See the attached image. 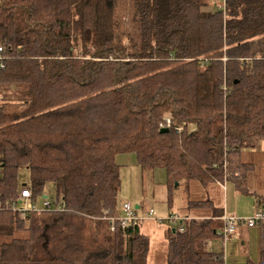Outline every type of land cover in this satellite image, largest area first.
Segmentation results:
<instances>
[{
	"label": "trees",
	"instance_id": "16d2710c",
	"mask_svg": "<svg viewBox=\"0 0 264 264\" xmlns=\"http://www.w3.org/2000/svg\"><path fill=\"white\" fill-rule=\"evenodd\" d=\"M218 3L130 0L125 22L118 0H0V264H148L142 222L119 221L121 155L165 172L169 204L227 182L264 212V0ZM22 169L64 210H11ZM188 207L209 208L167 229L166 264H226L224 209Z\"/></svg>",
	"mask_w": 264,
	"mask_h": 264
},
{
	"label": "rangeland",
	"instance_id": "374dc122",
	"mask_svg": "<svg viewBox=\"0 0 264 264\" xmlns=\"http://www.w3.org/2000/svg\"><path fill=\"white\" fill-rule=\"evenodd\" d=\"M206 11H214L217 9L215 0H205ZM119 11L123 16L125 22H127V17L130 9V0H118ZM236 157L235 162H238ZM245 155L242 159H246ZM117 163L121 166V190L119 194V205L125 202H130L135 208L136 206L143 205L145 208L142 211L139 210L138 216L144 220L145 225L156 224L155 221L148 219V212L150 210L154 211V216L157 218H168L170 216L176 217L179 214L187 213H200L199 209H188L183 207V201L187 203V199L205 201L211 199L216 205H224L226 212L230 215L233 214H243L245 210L251 208V199H247L245 196H240L236 193L235 188L227 182L223 185H211L209 188H203L198 182H191L190 191L185 189V185H181L174 193L173 205L168 207L165 201L166 196V174L162 170L147 171L143 172L138 165L134 155H121L117 157ZM233 169L235 170V165L233 163ZM234 177V176H233ZM20 184L28 186L29 184V174L27 169H22L20 171ZM216 188H215V187ZM213 187V188H212ZM211 188V189H210ZM254 191V189H251ZM255 191L260 193L257 182L255 184ZM44 197L48 200L53 201L56 198L55 188L53 184H48L44 190ZM43 200L40 198L38 203L40 204ZM209 207L202 208V211H207ZM182 210V211H181ZM161 225V226H160ZM159 228L167 230L174 226L173 223L169 221H164L162 224L158 225ZM254 232H258L255 230ZM160 230H156L154 234L150 235L152 247L149 253L148 264H166V240H163V235H160ZM259 233V232H258ZM156 235V236H153ZM17 237V236H15ZM260 236L257 234L250 238L249 249L246 248L248 252H243L238 248V251L234 252L232 261L235 264H246L248 260L254 263L260 261ZM12 237H0V245L2 243L8 242ZM153 243V244H152ZM225 246V245H224Z\"/></svg>",
	"mask_w": 264,
	"mask_h": 264
},
{
	"label": "built area",
	"instance_id": "2783aa9c",
	"mask_svg": "<svg viewBox=\"0 0 264 264\" xmlns=\"http://www.w3.org/2000/svg\"><path fill=\"white\" fill-rule=\"evenodd\" d=\"M218 8L224 9V0H218ZM3 48L0 47V61L4 59L2 56ZM0 68L3 69L4 65L0 63ZM2 97L0 96V100ZM171 126V118L167 117L164 120V123L161 124L163 128H169ZM9 208L13 211H17L22 218L27 217L30 212H42L46 210L53 211H63L64 210V202L62 199L55 198L53 201L44 198L43 201L39 204L38 202H34L32 199V192L28 186H24L18 195V200L16 202H12L8 205ZM122 216L119 218V221L123 227H130L132 225H137L144 220L138 216V213L135 208H133L130 202H125L122 206ZM148 219L155 221L157 224H162L164 221H169L174 225L179 224L186 217L180 216H169L168 218H157L154 216V211L150 210L148 212ZM224 227L222 230V237L225 242L231 240V238L238 232V230L245 229H253L257 227H264V212L262 210H257L251 216H236L230 214H224L222 217ZM111 230H114V227H111Z\"/></svg>",
	"mask_w": 264,
	"mask_h": 264
},
{
	"label": "crops",
	"instance_id": "0c3cea01",
	"mask_svg": "<svg viewBox=\"0 0 264 264\" xmlns=\"http://www.w3.org/2000/svg\"><path fill=\"white\" fill-rule=\"evenodd\" d=\"M256 155H257V158H255V156L253 158L252 152H249L246 155L247 158L244 159V160H248L249 161V160L254 159V160H256L255 162L258 164V166H260L261 159H260V157H259L258 154H256ZM237 160L240 162L242 160V158L240 157ZM230 184L235 188V191H236L237 194H239L240 196H243V195H241L236 190V187L232 183H230ZM165 189H166L165 201H166V204L168 205V207H171L173 205V203L172 204H169L168 203V201H167V198H168V190H167V187H165ZM258 194H260V193H258ZM245 197H247V199H251L252 200L251 201L252 202L251 203V208H248L247 210H245L243 214H233V215H236V216H251V215H253L259 209V206H258V203H257V195L256 196H252V195L249 196V195H247ZM188 199H187V203H185L183 201V203H184L183 204V207H187L189 209V207H188ZM219 206H220V208H223L224 209V214H228L226 212V209H225L224 205H219ZM144 208L145 207L143 205H140V206H136L135 207L136 211H139V210H142L143 211ZM196 209H198V208H196ZM144 211H146V210H144ZM199 212L200 213H198V214L197 213L196 214L195 213H191V212H189V214H187V213L182 212L183 214H179V216L180 217H186V218H202V217H206L207 216L205 210L202 211L201 209H199ZM170 215H172V214H169V216ZM158 225L159 224H157V223L156 224H154V223L152 224L151 223L149 225H145L144 221L142 222L141 231H142L143 234H145L146 236L149 237V239H150V247H152V245H151V239H152L151 237L152 236H150V235L154 234V232L156 230L157 231L160 230V233L159 234L160 235H163V238H164L163 240H166L165 234H166V231L167 230H163L162 231L159 228ZM223 227H224V223H222V227H221L222 230H223ZM255 230H257L259 233L258 232H254ZM257 234L260 236V238H259V244H260V254H261V251L264 248V227H257V228H253V229H245V228H242V229L238 230V232L231 238V240L225 242V247H224L225 248L224 249V251H225V263L226 264H235V262L232 261V257L231 256L234 255V252L235 251H238V248L239 247H240V250L243 251L244 253L245 252H248L246 250V248L249 249L250 238L256 236ZM153 236H156V235H153ZM150 250H151V248H150Z\"/></svg>",
	"mask_w": 264,
	"mask_h": 264
},
{
	"label": "water",
	"instance_id": "95a60500",
	"mask_svg": "<svg viewBox=\"0 0 264 264\" xmlns=\"http://www.w3.org/2000/svg\"><path fill=\"white\" fill-rule=\"evenodd\" d=\"M169 131V129H167V128H163V129H161V133H166V132H168ZM44 198H46V197H44Z\"/></svg>",
	"mask_w": 264,
	"mask_h": 264
}]
</instances>
